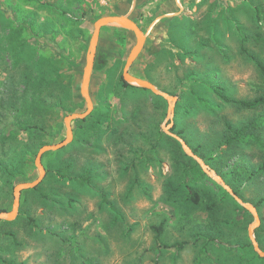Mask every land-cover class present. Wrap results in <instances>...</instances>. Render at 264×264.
I'll return each mask as SVG.
<instances>
[{"label":"rangeland","instance_id":"rangeland-1","mask_svg":"<svg viewBox=\"0 0 264 264\" xmlns=\"http://www.w3.org/2000/svg\"><path fill=\"white\" fill-rule=\"evenodd\" d=\"M117 12L146 37L130 73L176 98L174 112L124 86L136 37L103 29L94 109L72 124L71 145L44 155L46 176L22 194L17 219L0 222V264H264L246 208L258 212L264 251V128L262 145L225 143L226 124L238 130L264 107L228 105L211 90L264 96L242 53L264 63V0H0V215L16 186L38 179L37 152L62 143L65 119L87 111L81 85L94 24Z\"/></svg>","mask_w":264,"mask_h":264},{"label":"water","instance_id":"water-1","mask_svg":"<svg viewBox=\"0 0 264 264\" xmlns=\"http://www.w3.org/2000/svg\"><path fill=\"white\" fill-rule=\"evenodd\" d=\"M106 28H114V29H122V30L130 31L134 33L136 37V45L134 46L130 55L128 56L124 67V71H123L124 80L128 84H132L134 86L140 87L144 90L153 93L156 96H159L171 102L173 104L171 110L172 113L174 112V104L176 103L177 100L176 98L170 97L166 93H163L151 82L138 78L130 73V69L132 65L138 59L146 44V37L144 36L142 30L140 29L136 21H134L130 15H125V16L110 15V16L101 17L94 24V31L89 44V49L86 57V67L84 69L83 80L81 85V95L86 102L87 111L83 114H72L65 119L66 139L62 143L55 145H46L39 150L35 160V165L39 172L38 179L36 181L29 183H21L15 187L12 209L10 212L3 213L0 215V222L2 221L12 222L17 219L20 211L21 196L23 192L37 188L42 183V181L46 176V170L43 165L44 155L49 152H58L68 147L72 143L74 137L72 124L75 121L84 120L91 115L94 109V104L90 95L91 78L93 74L100 35L102 30ZM180 142L184 148L185 153L193 157L194 159L198 160L205 168L204 164L193 154V152L189 149V147L183 141L180 140ZM217 181L221 182L225 186L224 182L221 179L217 178ZM227 190L236 199L238 203L244 205L243 202L238 197H236L229 188H227ZM246 208H248L253 213L256 219L255 224L250 229V239L253 248L260 257L264 258V251L261 250L254 236L255 229L260 226V218L258 212L256 208L253 206H246Z\"/></svg>","mask_w":264,"mask_h":264},{"label":"trees","instance_id":"trees-1","mask_svg":"<svg viewBox=\"0 0 264 264\" xmlns=\"http://www.w3.org/2000/svg\"><path fill=\"white\" fill-rule=\"evenodd\" d=\"M127 13L128 12H117L115 15L125 16ZM167 21H170V20H167ZM245 40H246V38L244 39V41ZM242 53L246 54L248 59L251 60L256 65V67L258 68V70L260 71V73L262 75V78L264 79V63L261 62L257 56L252 55L246 48L242 49ZM124 86L131 87L127 83H124ZM211 90L214 92V94L220 100H222L224 103H226L228 105H236L240 108L247 109L250 111H258L264 107V96L256 97L250 101L235 100V99L230 98L226 95L225 88L222 86H213V87H211ZM144 91L149 92L147 90H144ZM149 93H151V92H149ZM89 117H87V118H89ZM263 117L264 116L260 115L259 117L254 118L252 121H250L245 126L239 128L238 130H234L233 127L229 123L226 124L227 139H226L225 143L227 145L231 146L236 142H240V141H243L246 139V140L253 141L256 144L262 145V140H261V137H259V136L261 135L262 129L264 128V118ZM87 118L84 120H87ZM84 120H79V121H84ZM38 152H37V154H38ZM263 171H264V163L262 164V166L260 168V172H263ZM193 199L195 202H199L200 197H199V195L194 194ZM263 203H264V198L260 199V201L257 203V205H261ZM162 229H163V226H160L158 228H154V231H156L158 233V235H160L162 232ZM177 246L179 248H182L183 245L179 244Z\"/></svg>","mask_w":264,"mask_h":264}]
</instances>
